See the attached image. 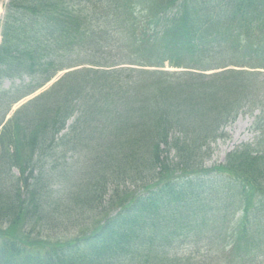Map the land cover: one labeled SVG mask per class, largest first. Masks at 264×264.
Wrapping results in <instances>:
<instances>
[{"label": "trees", "instance_id": "trees-1", "mask_svg": "<svg viewBox=\"0 0 264 264\" xmlns=\"http://www.w3.org/2000/svg\"><path fill=\"white\" fill-rule=\"evenodd\" d=\"M148 1L165 6L178 0ZM184 1L192 12L214 2H231ZM238 2L251 8L259 4L257 0ZM111 4L116 8L129 5L122 4V0H112ZM76 7L77 0H9L5 5L1 20L0 110L6 105L7 94L2 79L29 76L39 81L35 89L62 67L56 56L66 39L75 38L76 29L69 24L68 16ZM159 25L165 36L172 35L166 24L158 21ZM120 73H104L110 87L119 84L115 78ZM224 77L178 103L169 101L160 90L144 95L131 120L128 115L121 119L123 136L115 133L111 140H105L111 133L104 125L81 120L75 121L67 133H61L71 113L62 102L74 94L79 79L72 74L56 83L61 92L36 97L17 110L0 129V264H171L172 253L180 246V235L188 232L186 226L196 222L197 214L203 211L207 213L202 215H210V220L215 214L214 204L221 203L216 193L221 189L203 182L202 190L197 188L193 195L190 189L167 182L159 196L142 199L134 195L138 184L149 178L144 176L145 171L159 182L167 181L178 168L188 170L185 174L189 176H205L208 170L200 168L199 150L211 139L200 131V125L214 121V127L225 115L231 114L232 118L240 107V97L226 105L215 102H220L219 89L236 86L232 73ZM196 86L188 85L191 89ZM206 91L211 105L203 99ZM16 99L0 112V125L2 115ZM187 110L196 120L184 124ZM259 131L257 142L235 148L224 163L210 171L234 175L244 183L250 178L264 181V129L259 127ZM80 140L85 144L76 146ZM170 150L181 159L171 167L163 156ZM92 152L97 155L89 158L91 171L82 175L77 171L78 159ZM260 190L258 194L264 195V185ZM106 195L109 201L117 202L111 207L119 208L111 218L102 202ZM213 195L217 197L214 202L207 198ZM252 196L244 199L245 221L261 223L264 204L256 205ZM203 198L213 205H205ZM94 206H100L95 215ZM182 206L183 211L167 212Z\"/></svg>", "mask_w": 264, "mask_h": 264}, {"label": "rangeland", "instance_id": "rangeland-1", "mask_svg": "<svg viewBox=\"0 0 264 264\" xmlns=\"http://www.w3.org/2000/svg\"><path fill=\"white\" fill-rule=\"evenodd\" d=\"M6 3V0H0V18L4 16V5ZM107 9V8H106ZM103 10L102 7H98L96 11L100 14ZM103 25H116V23L108 24L106 21H104ZM118 30V27H117ZM118 36L120 37V32L118 30ZM123 43V42H122ZM64 57H68L67 54H64ZM258 75V81L264 80V72H257ZM262 94L258 93V97L256 98V102L258 104V107H261V102L264 99ZM247 108H244L246 110ZM258 113V111H257ZM253 120V116L251 112L247 109L245 113H242L238 115L237 119L233 124H230L226 129L223 130V133L225 134L224 138H221L217 140L216 143L211 144V155L206 160L205 164L206 166L213 165V164H219L224 160L225 155L227 152L231 151L233 146H236L239 143H242L244 141H250L251 138L254 139L255 133H251L249 131V127L251 125V122ZM214 121H212V124ZM263 125V124H262ZM264 128V126H263ZM228 180V179H227ZM229 181V180H228ZM222 183H228L225 181V179L221 180ZM234 189L236 192L241 193V187L239 185L234 184ZM233 208L230 209L227 212H224V215H230L235 210L238 209V204L235 206H232ZM238 215H241V212L237 213ZM233 217H231L232 219ZM239 216L236 217L238 219ZM234 219V221L236 220ZM220 244V243H219ZM200 253H195L187 260V264H223L225 260H223L221 257H224L225 254L220 250L219 253L212 252V249L208 246H200ZM221 256V257H220Z\"/></svg>", "mask_w": 264, "mask_h": 264}]
</instances>
